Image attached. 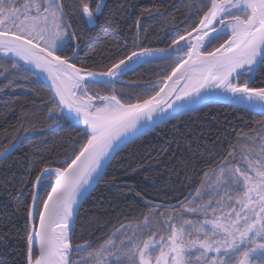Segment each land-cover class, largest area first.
Segmentation results:
<instances>
[{
  "label": "snow or ice",
  "instance_id": "1",
  "mask_svg": "<svg viewBox=\"0 0 264 264\" xmlns=\"http://www.w3.org/2000/svg\"><path fill=\"white\" fill-rule=\"evenodd\" d=\"M193 6L198 20L165 48L143 46L141 37L149 30L140 17L152 13L142 10L132 50L94 72L77 66L80 24L118 26L137 3L0 0V92L26 87L22 81L33 83L31 76L46 73L48 118L80 137L69 140L58 167L39 169L34 181L29 175L10 193L15 199L26 186L32 189L30 199H16L25 221L19 230L20 264H264V0H198ZM157 15L166 17L167 10ZM161 60H171L172 67L155 84L116 91L115 78ZM96 85H110L112 94L101 95ZM221 100L261 119L235 133L199 186L171 210L154 206L143 220L120 223L99 242H74L83 202L105 181V167L123 147ZM20 143L14 136L0 148V160ZM3 187L8 188L7 180ZM8 235L0 232V242L6 245Z\"/></svg>",
  "mask_w": 264,
  "mask_h": 264
},
{
  "label": "trees",
  "instance_id": "2",
  "mask_svg": "<svg viewBox=\"0 0 264 264\" xmlns=\"http://www.w3.org/2000/svg\"><path fill=\"white\" fill-rule=\"evenodd\" d=\"M107 2L114 6L118 0ZM131 2L139 7L130 18L121 19L118 26L101 27L99 22L94 27L80 24L82 38L78 41V67L84 65L94 72H101L116 59L123 58L133 48L135 21L144 9L152 13L140 17L141 24L149 30L146 37H141L145 47H167L177 38V32L184 34L186 25L192 19L198 20L193 6L198 0ZM165 10L166 17L157 15L158 11ZM171 67V60L142 65L124 75L121 82H115V89L118 93L138 91L150 83L155 84L170 72ZM261 78V74H257V85ZM29 80L33 83L22 81L26 87L0 92V148L14 136L22 140L11 156L0 161V232L9 233L7 244L0 242V264L21 262L20 237L23 232L19 230L25 221L23 208L17 211L16 199L21 202L30 199L32 189L30 185L26 186L15 199L10 193H15L29 175L34 181L39 169L58 167L68 155L64 150L69 140L80 141L76 130L57 125L48 118L45 103L49 92L44 81L37 76H31ZM94 87L101 95L112 94L110 85ZM259 119L260 115L250 110L231 104H214L169 121L129 145L107 167L105 181L97 184L95 191L83 202L75 224L74 242L82 243L85 239L99 242L120 223L143 220L149 211L157 210L156 204L164 205L159 207L161 212L178 206L199 186L203 172L226 154L235 140V133L248 131ZM174 125L184 135L177 133ZM189 128L192 131H188ZM167 141L173 142L169 145ZM113 178L115 183H108ZM5 180L7 189L3 187ZM41 196H44L43 191Z\"/></svg>",
  "mask_w": 264,
  "mask_h": 264
},
{
  "label": "water",
  "instance_id": "3",
  "mask_svg": "<svg viewBox=\"0 0 264 264\" xmlns=\"http://www.w3.org/2000/svg\"><path fill=\"white\" fill-rule=\"evenodd\" d=\"M161 61H162V60H161ZM158 62H159V61H158ZM153 63H155V62H153ZM143 65H147V64H143ZM140 66H142V65H140ZM140 66H136L135 69L138 68V67H140ZM34 71H35V70H34ZM130 72H131V71H130ZM128 73H129V72H128ZM44 74L47 75L46 73H42V74L39 75V78H41V79L44 81V83H45V84L48 86V88H49L50 86H49L48 82L46 81V79L44 78V76H45ZM126 74H127V73H126ZM126 74H125V75H126ZM45 77H46V76H45ZM105 79H107V78H105ZM121 79H122V77H121V78H115V82H121ZM214 104H230V103L227 102V101H223V100H221L220 102H218V103H214ZM214 104H212V105H214ZM202 109H204V108H202ZM202 109H201V110H202ZM201 110H198V112L201 111ZM169 111H171V109H169ZM194 113H197V112L189 113V114H187V115L194 114ZM183 116H186V115H181L180 117H183ZM172 120H175V119H172ZM172 120H170V121H172ZM168 122H169V121H168ZM166 123H167V122H166ZM164 124H165V123H164ZM161 125H163V124H161ZM161 125H159V126H161ZM157 128H158V127H157ZM150 132H152V131H147V133H146L145 135L149 134ZM145 135H144V136H145ZM144 136H143V137H144ZM143 137H141V138H143ZM141 138H139V139H141ZM139 139H137V140H139ZM137 140H136V141H137ZM21 141H22V140H21ZM136 141H135V142H136ZM133 143H134V142H133ZM133 143L128 144L126 147H128L129 145H131V144H133ZM19 146H20V144H18L17 148H18ZM126 147H123L120 151H122V150L125 149ZM17 148H16V149H17ZM120 151H119V152H120ZM0 161H1V160H0ZM107 167H108V166L105 167V171H106ZM95 186H96V185H95ZM192 191H193V190H192ZM192 191H191V192H192ZM156 205H157V206H164V205H162V204H156Z\"/></svg>",
  "mask_w": 264,
  "mask_h": 264
},
{
  "label": "bare ground",
  "instance_id": "4",
  "mask_svg": "<svg viewBox=\"0 0 264 264\" xmlns=\"http://www.w3.org/2000/svg\"><path fill=\"white\" fill-rule=\"evenodd\" d=\"M45 75V74H44ZM46 76V77H45ZM44 78L46 79V81L48 82L49 86H51V81L50 79L47 78V75H45ZM81 127H83V125H81Z\"/></svg>",
  "mask_w": 264,
  "mask_h": 264
}]
</instances>
